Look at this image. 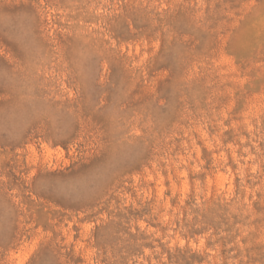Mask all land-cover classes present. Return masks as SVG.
<instances>
[{
  "label": "rangeland",
  "instance_id": "obj_1",
  "mask_svg": "<svg viewBox=\"0 0 264 264\" xmlns=\"http://www.w3.org/2000/svg\"><path fill=\"white\" fill-rule=\"evenodd\" d=\"M0 264H264V0H0Z\"/></svg>",
  "mask_w": 264,
  "mask_h": 264
}]
</instances>
